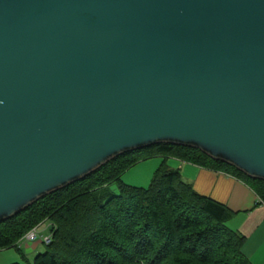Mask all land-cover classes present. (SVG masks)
Masks as SVG:
<instances>
[{"label": "water", "instance_id": "water-1", "mask_svg": "<svg viewBox=\"0 0 264 264\" xmlns=\"http://www.w3.org/2000/svg\"><path fill=\"white\" fill-rule=\"evenodd\" d=\"M162 143L264 180V0H0V222Z\"/></svg>", "mask_w": 264, "mask_h": 264}, {"label": "trees", "instance_id": "trees-1", "mask_svg": "<svg viewBox=\"0 0 264 264\" xmlns=\"http://www.w3.org/2000/svg\"><path fill=\"white\" fill-rule=\"evenodd\" d=\"M157 157L163 163L148 187L122 180L135 165ZM169 158L233 175L264 203V180L197 148L162 143L119 156L0 222V251L17 249L25 264H253L242 251L246 236L228 225L235 212L197 192L167 164ZM113 183L119 193L102 196L99 191ZM45 221L52 223V238L31 263L19 242Z\"/></svg>", "mask_w": 264, "mask_h": 264}, {"label": "crops", "instance_id": "crops-1", "mask_svg": "<svg viewBox=\"0 0 264 264\" xmlns=\"http://www.w3.org/2000/svg\"><path fill=\"white\" fill-rule=\"evenodd\" d=\"M167 164L180 170L197 192L228 205L235 212L228 225L246 236L243 253L253 264H264V203L256 192L245 182L225 172L175 158L167 159ZM38 242H26L23 247L28 254H37L41 243Z\"/></svg>", "mask_w": 264, "mask_h": 264}, {"label": "rangeland", "instance_id": "rangeland-1", "mask_svg": "<svg viewBox=\"0 0 264 264\" xmlns=\"http://www.w3.org/2000/svg\"><path fill=\"white\" fill-rule=\"evenodd\" d=\"M162 163H163V158H159V157L142 161L139 164L132 167L131 169H129L127 172H125L122 180L129 185H134L138 187H148L153 179L154 174L156 173V171L158 170V168L161 166ZM99 192L102 196H105L107 198H109V196L112 197L113 195H117L119 193L118 184L117 183L110 184L108 187L102 188ZM37 231H39V235H38L39 238L30 242L33 243L38 241L41 242L37 249V254H38V253H43L46 250V244L42 242L41 235L52 236L51 221L43 222L40 225L39 230L37 229ZM23 238L21 240H23ZM23 246L21 248L22 250H24L23 253L26 254L28 260L32 263L37 254H28V252ZM12 263L25 264L26 259H24L22 254H20L15 248L1 250L0 264H12Z\"/></svg>", "mask_w": 264, "mask_h": 264}, {"label": "built area", "instance_id": "built-area-1", "mask_svg": "<svg viewBox=\"0 0 264 264\" xmlns=\"http://www.w3.org/2000/svg\"><path fill=\"white\" fill-rule=\"evenodd\" d=\"M38 238V231L37 228L31 230L27 235L24 237L26 241H34ZM52 236H45L42 238L43 242L48 244L51 241Z\"/></svg>", "mask_w": 264, "mask_h": 264}]
</instances>
